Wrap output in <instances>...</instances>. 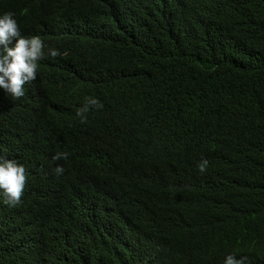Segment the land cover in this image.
Wrapping results in <instances>:
<instances>
[{"label":"trees","instance_id":"1","mask_svg":"<svg viewBox=\"0 0 264 264\" xmlns=\"http://www.w3.org/2000/svg\"><path fill=\"white\" fill-rule=\"evenodd\" d=\"M5 12L61 55L23 97L0 89V155L27 176L0 200V264H264V0ZM86 97L103 108L81 122Z\"/></svg>","mask_w":264,"mask_h":264},{"label":"clouds","instance_id":"2","mask_svg":"<svg viewBox=\"0 0 264 264\" xmlns=\"http://www.w3.org/2000/svg\"><path fill=\"white\" fill-rule=\"evenodd\" d=\"M44 41L39 36L25 37L21 34L17 20L10 12L0 14V89L14 99L24 96V85L39 76V67L45 57L55 58L61 53L52 47L45 52ZM103 104L94 97H86L82 107L76 109V115L81 122L86 119L85 113L90 109H101ZM67 152H58L53 160H67ZM208 166L207 160H202L198 167L203 172ZM57 175L64 168L54 169ZM27 180L26 169L16 160L0 155V200L8 207H15L21 202ZM246 257L237 259L229 254L223 264H246Z\"/></svg>","mask_w":264,"mask_h":264}]
</instances>
